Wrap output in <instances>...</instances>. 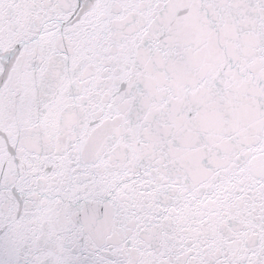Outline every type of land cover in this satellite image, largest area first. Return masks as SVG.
Returning a JSON list of instances; mask_svg holds the SVG:
<instances>
[{"label":"snow or ice","instance_id":"obj_1","mask_svg":"<svg viewBox=\"0 0 264 264\" xmlns=\"http://www.w3.org/2000/svg\"><path fill=\"white\" fill-rule=\"evenodd\" d=\"M0 264H264V0H0Z\"/></svg>","mask_w":264,"mask_h":264}]
</instances>
